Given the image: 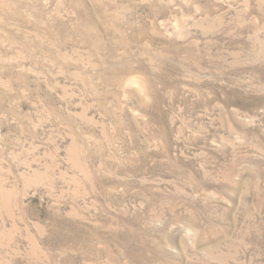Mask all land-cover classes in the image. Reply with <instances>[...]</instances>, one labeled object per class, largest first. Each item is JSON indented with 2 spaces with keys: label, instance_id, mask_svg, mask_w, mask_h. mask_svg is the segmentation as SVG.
Returning <instances> with one entry per match:
<instances>
[{
  "label": "rangeland",
  "instance_id": "374dc122",
  "mask_svg": "<svg viewBox=\"0 0 264 264\" xmlns=\"http://www.w3.org/2000/svg\"><path fill=\"white\" fill-rule=\"evenodd\" d=\"M0 264H264V0H0Z\"/></svg>",
  "mask_w": 264,
  "mask_h": 264
},
{
  "label": "clouds",
  "instance_id": "9594fccd",
  "mask_svg": "<svg viewBox=\"0 0 264 264\" xmlns=\"http://www.w3.org/2000/svg\"><path fill=\"white\" fill-rule=\"evenodd\" d=\"M189 235H192L191 233H189Z\"/></svg>",
  "mask_w": 264,
  "mask_h": 264
}]
</instances>
